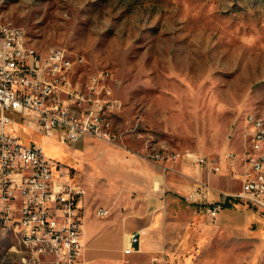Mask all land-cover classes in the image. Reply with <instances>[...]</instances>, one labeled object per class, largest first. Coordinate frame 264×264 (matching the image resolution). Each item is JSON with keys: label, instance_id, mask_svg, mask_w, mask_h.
<instances>
[{"label": "rangeland", "instance_id": "obj_1", "mask_svg": "<svg viewBox=\"0 0 264 264\" xmlns=\"http://www.w3.org/2000/svg\"><path fill=\"white\" fill-rule=\"evenodd\" d=\"M0 18L23 28L42 51L65 48L84 56L81 76L111 70L123 104L122 144L166 140L181 152H203L221 164V173L211 175L220 177L214 186L240 191L245 160L255 153L246 116L264 118V0H0ZM138 121L140 132H133ZM8 128L24 144L33 141L46 156L72 167L75 147L62 133L46 135L29 122ZM229 152L235 155L230 161ZM71 171L87 189L80 171ZM96 183L100 193L110 194L105 182ZM192 184L190 179L187 191ZM187 191L167 190L160 224L131 253L124 250L134 229L124 242L112 232L113 203L97 198L84 206L86 264H264L263 208L236 198L212 216L187 200ZM103 206L111 211L98 217ZM120 208L121 214L128 211ZM17 240L18 229L0 225V264H26L25 245ZM96 252L103 254L88 260Z\"/></svg>", "mask_w": 264, "mask_h": 264}, {"label": "built area", "instance_id": "obj_2", "mask_svg": "<svg viewBox=\"0 0 264 264\" xmlns=\"http://www.w3.org/2000/svg\"><path fill=\"white\" fill-rule=\"evenodd\" d=\"M23 28L0 18V225L7 231L26 232V264H86L83 199L87 189L58 160L46 156L43 147L24 144L10 124L29 122L46 135L62 133L75 142L84 135L121 144L125 131L119 124L123 104L114 94L112 72L101 69L81 76L82 55L65 48L34 54L25 49ZM248 132L254 154L246 158L242 188L233 194L216 188L210 176L221 173V164L200 151H179L166 140L145 142L143 156L157 162L164 172H176L168 162L184 158L205 176L195 178L185 198L216 216L236 198H245L264 209V118L248 114ZM139 121L131 128L139 131ZM235 158L227 153L226 159ZM219 195L220 198H217ZM99 207L97 216L108 215ZM125 253L141 244L139 232L129 236Z\"/></svg>", "mask_w": 264, "mask_h": 264}, {"label": "crops", "instance_id": "obj_3", "mask_svg": "<svg viewBox=\"0 0 264 264\" xmlns=\"http://www.w3.org/2000/svg\"><path fill=\"white\" fill-rule=\"evenodd\" d=\"M147 142L155 144V141L151 139H147ZM71 144L75 147L72 155L74 162L71 168L63 165L70 171L72 168H77L85 180L88 190L83 199L84 206L90 207L97 198H101V202L105 205L113 203L115 212L114 219L111 221L112 232L116 230L121 233L122 242H124V234L129 232V227H132L130 228L134 229L132 232H139L141 236L139 249L143 248V243L148 241V231L160 224L162 200L163 196L168 195L167 190L171 189L177 193L187 191L190 179L193 181L195 178L205 176L191 161L184 158L176 162H168L169 166H174L176 172H164L157 162L143 156L148 150L144 142L140 143L138 139L131 140L124 147L121 144H112L84 135ZM63 154L66 152L63 151ZM99 179L111 188L110 194L105 195L99 192L96 183ZM219 179L220 177L210 176L213 185ZM122 205H126L128 209L123 214L120 208ZM98 236L99 233L94 234L91 240L96 243ZM153 239L155 244L159 243L155 235ZM102 254L96 252L88 260Z\"/></svg>", "mask_w": 264, "mask_h": 264}, {"label": "bare ground", "instance_id": "obj_4", "mask_svg": "<svg viewBox=\"0 0 264 264\" xmlns=\"http://www.w3.org/2000/svg\"><path fill=\"white\" fill-rule=\"evenodd\" d=\"M25 49H27L28 51H32V53L34 54H41V50L38 49L35 45L30 44L28 41H25ZM148 144H153V143L149 142ZM18 230H19L21 239L26 240V232H23L21 229H18ZM129 236H130V233H129ZM129 236H128V246L130 245Z\"/></svg>", "mask_w": 264, "mask_h": 264}, {"label": "trees", "instance_id": "obj_5", "mask_svg": "<svg viewBox=\"0 0 264 264\" xmlns=\"http://www.w3.org/2000/svg\"><path fill=\"white\" fill-rule=\"evenodd\" d=\"M229 206H231V202H227L225 205V207H229Z\"/></svg>", "mask_w": 264, "mask_h": 264}]
</instances>
